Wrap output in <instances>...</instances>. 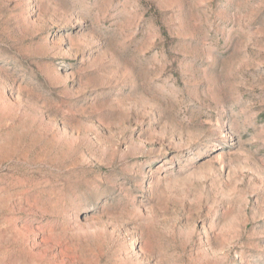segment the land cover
Returning a JSON list of instances; mask_svg holds the SVG:
<instances>
[{"label":"rangeland","instance_id":"374dc122","mask_svg":"<svg viewBox=\"0 0 264 264\" xmlns=\"http://www.w3.org/2000/svg\"><path fill=\"white\" fill-rule=\"evenodd\" d=\"M0 264H264V0H0Z\"/></svg>","mask_w":264,"mask_h":264}]
</instances>
